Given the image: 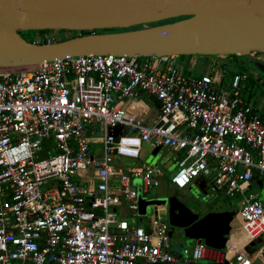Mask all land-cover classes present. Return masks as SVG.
I'll use <instances>...</instances> for the list:
<instances>
[{
    "label": "built area",
    "instance_id": "built-area-1",
    "mask_svg": "<svg viewBox=\"0 0 264 264\" xmlns=\"http://www.w3.org/2000/svg\"><path fill=\"white\" fill-rule=\"evenodd\" d=\"M210 57L200 75L178 56L117 54L0 73V264H264V201L250 191L256 177L264 189V118L242 93L251 72L229 66L230 55ZM144 93L158 103L153 124ZM145 143L184 153L175 188L212 177L215 189L241 197V248L231 238L224 250L196 239L175 253L165 205L148 226L139 222L134 180L147 195L164 171L122 159H140Z\"/></svg>",
    "mask_w": 264,
    "mask_h": 264
},
{
    "label": "water",
    "instance_id": "water-1",
    "mask_svg": "<svg viewBox=\"0 0 264 264\" xmlns=\"http://www.w3.org/2000/svg\"><path fill=\"white\" fill-rule=\"evenodd\" d=\"M57 29L90 33L46 43L23 35ZM253 51H264V0H0V69L67 55L254 57ZM253 65L264 74V62L253 59ZM201 191L206 193L203 187ZM156 203L141 197V206ZM165 206L163 213L172 225L184 227L185 237L203 239L217 249L226 246L232 214L228 204L201 218L175 195Z\"/></svg>",
    "mask_w": 264,
    "mask_h": 264
},
{
    "label": "rangeland",
    "instance_id": "rangeland-1",
    "mask_svg": "<svg viewBox=\"0 0 264 264\" xmlns=\"http://www.w3.org/2000/svg\"><path fill=\"white\" fill-rule=\"evenodd\" d=\"M45 33H52L56 40H65L66 38L73 36L75 32L72 31H64V30H53V31H34V30H28L23 31V35L29 40V41H35L36 36H41ZM35 36V37H34ZM38 38V37H37ZM264 52H258L256 56L262 61ZM196 56V57H195ZM209 55H188V56H178L179 64L182 66L187 67L188 73L192 75H200L207 71V68H209V61L207 59ZM238 58V56H237ZM236 57H228L226 58V62L230 64L232 68H248V69H254L255 71H258L259 75L261 77L264 76L263 73H261L257 67L253 65V62L251 63V56H239V59ZM146 57H140L141 61L146 60ZM238 60V61H237ZM240 61V62H239ZM100 146L96 145L95 148H99ZM170 156H174V152L168 151L165 148H162L157 155L153 154V147L149 143H145L143 147V155L138 160H133L130 158H124L122 159L123 163L127 165H133L138 166L145 164H150L155 167L161 166L166 171V177L163 178L162 183L159 187L152 188L147 195H145L144 198L147 200H155L157 202V205H169L171 202V198L175 195L178 200L185 203L192 211L196 213H200L202 215L207 214L210 210H219L222 211L226 209V204L229 205L230 211H231V221L230 226L232 228L233 224L236 222V219L239 218L237 215L238 212V202L240 201V196H235L233 198L228 197L225 193H223L221 190H217L213 186V178H204V177H198L193 182L186 187L185 189H177L173 187L169 183V179L172 177V175L177 171L178 167L173 166L172 168H167L166 163ZM42 157H46V155H42ZM135 186L139 188L140 193H142V180L141 178H136L134 180ZM204 188L206 193H202L201 188ZM254 191H260V198L264 201V189H260L258 186L253 188ZM252 191V189L250 190ZM143 198V197H142ZM138 209H146L145 216H150L152 213V208L155 205H145L141 206V197L138 200ZM240 219V218H239ZM169 221V217H168ZM170 223V222H169ZM170 226L172 229H170V236L171 241L173 243V251L175 253L184 254L185 248H191L195 244V239H190L185 237L184 230L180 229L177 226H174L170 223ZM230 233V232H229ZM228 233V234H229ZM229 236V235H227ZM234 236V234H233ZM225 248H221L220 250H224ZM175 264H184V262L181 263H175ZM194 264H214V261L205 258L199 260L197 263Z\"/></svg>",
    "mask_w": 264,
    "mask_h": 264
},
{
    "label": "crops",
    "instance_id": "crops-1",
    "mask_svg": "<svg viewBox=\"0 0 264 264\" xmlns=\"http://www.w3.org/2000/svg\"><path fill=\"white\" fill-rule=\"evenodd\" d=\"M58 41V40H57ZM264 54V53H263ZM264 56V55H263ZM196 57V56H195ZM233 57H236L237 56H232ZM210 56L207 57L208 61H210ZM239 59V56L238 58ZM264 59V57H263ZM238 61V60H237ZM240 62V61H239ZM244 68V67H242ZM244 69H247L251 72V77L250 79L244 83L243 85V89H242V93H243V96L244 98L252 103L254 105V107L256 108L257 112L260 114V115H263L264 114V86H262L261 82L264 81V79L260 82L259 81V78L257 77V73L254 69H248V68H244ZM248 71V72H249ZM143 96H145L148 101L152 104V112L151 114L146 118V123L147 124H153L156 122L157 120V115H158V103H157V100L154 96L152 95H146L145 93L142 94ZM264 118V117H263ZM162 148H165V147H160V149L157 151L156 154H154L155 150L157 148H153V154L154 155H157L159 153V151L162 149ZM167 149L168 151H172L174 152V156H170L167 160V163H166V167L167 168H172L173 166H176L178 167V162L179 160L183 157L184 153L181 152V151H175V150H172V149H168V148H165ZM143 155V154H142ZM133 160H138V159H133ZM125 164V163H124ZM160 167L163 171H164V176L162 177L161 179V183H162V180L164 177H166V171L161 167V166H158ZM176 173V172H175ZM174 173V174H175ZM173 174V175H174ZM196 181V179H195ZM169 183L171 184V178L169 179ZM161 185V184H160ZM159 185V186H160ZM172 185V184H171ZM158 186V187H159ZM173 186V185H172ZM259 187L260 189H262L257 177L255 179V182H254V187ZM174 187V186H173ZM252 191H254L252 189ZM260 192V191H259ZM140 197H145V195H143L142 193L140 194L139 196V199ZM152 205H155L157 206V204H152ZM154 206V207H155ZM154 207L152 208V213H153V210H154ZM145 213L147 212H142L141 209H138L137 211V214H138V220L141 224H143L144 226H148L149 225V221H150V216H145ZM151 213V214H152ZM150 214V215H151ZM127 216H130V214L127 212L126 213ZM239 217V216H238ZM240 224V219L237 218L236 219V222L233 224L232 228L230 229V233L228 234V239L231 238L230 240V243H232V239H233V230L235 228L236 225ZM172 229V228H171ZM196 240V239H195ZM173 244V243H172ZM257 246V243L255 244V247ZM226 249V246L224 247ZM241 248V247H240ZM215 263V262H214ZM254 264H262L260 261H256Z\"/></svg>",
    "mask_w": 264,
    "mask_h": 264
},
{
    "label": "bare ground",
    "instance_id": "bare-ground-1",
    "mask_svg": "<svg viewBox=\"0 0 264 264\" xmlns=\"http://www.w3.org/2000/svg\"><path fill=\"white\" fill-rule=\"evenodd\" d=\"M260 53V52H264V51H253L252 54H256V53ZM13 69H18V68H5V69H0V73L3 72H8L10 70ZM240 224L236 225L234 230H233V239L232 242L236 244L237 248L242 247L248 240V237L246 235V233L244 231L241 230V228H239Z\"/></svg>",
    "mask_w": 264,
    "mask_h": 264
},
{
    "label": "flooded vegetation",
    "instance_id": "flooded-vegetation-1",
    "mask_svg": "<svg viewBox=\"0 0 264 264\" xmlns=\"http://www.w3.org/2000/svg\"><path fill=\"white\" fill-rule=\"evenodd\" d=\"M35 37V36H34ZM37 37V36H36ZM36 39V38H35ZM257 55V53L256 54H254V57H251L252 59H259L258 58V56H256ZM260 60V59H259ZM261 61V60H260ZM253 62V60H251V63ZM262 62H264L263 60H262ZM256 73H257V77L259 78V81L261 82L263 79H264V76L263 77H261L260 75H259V73H258V71H256ZM261 84H262V86H264V81H262L261 82ZM194 212V211H193ZM194 213H196V212H194ZM197 214H199V216H200V218L201 217H203L204 215H202V214H200V213H197ZM171 227V226H170ZM180 229H182V230H184V227H179ZM184 264H194V263H184Z\"/></svg>",
    "mask_w": 264,
    "mask_h": 264
},
{
    "label": "trees",
    "instance_id": "trees-1",
    "mask_svg": "<svg viewBox=\"0 0 264 264\" xmlns=\"http://www.w3.org/2000/svg\"><path fill=\"white\" fill-rule=\"evenodd\" d=\"M101 31H104V30H101ZM40 32H44V30H42V31L40 30ZM88 33H90V32H89V31H81V32H80V34H88ZM74 35H79V34L76 33V34H74ZM46 42H47L46 40H43V41H42V43H46ZM230 56H237V55H230ZM241 68H242V67H241ZM242 69H244V68H242ZM244 70H245V69H244ZM250 77H251V76H250ZM261 117H264V114L261 115Z\"/></svg>",
    "mask_w": 264,
    "mask_h": 264
}]
</instances>
